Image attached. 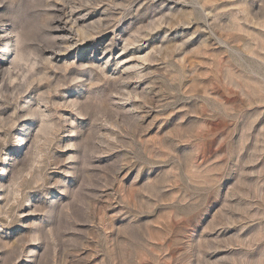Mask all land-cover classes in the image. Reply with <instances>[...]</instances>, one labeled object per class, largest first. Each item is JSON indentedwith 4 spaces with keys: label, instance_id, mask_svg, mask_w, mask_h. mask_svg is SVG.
Returning a JSON list of instances; mask_svg holds the SVG:
<instances>
[{
    "label": "rangeland",
    "instance_id": "rangeland-1",
    "mask_svg": "<svg viewBox=\"0 0 264 264\" xmlns=\"http://www.w3.org/2000/svg\"><path fill=\"white\" fill-rule=\"evenodd\" d=\"M0 264H264V0H0Z\"/></svg>",
    "mask_w": 264,
    "mask_h": 264
}]
</instances>
